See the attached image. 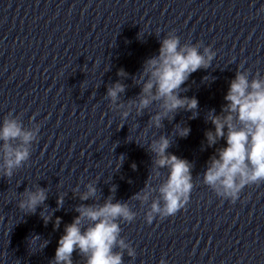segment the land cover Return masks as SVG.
I'll return each mask as SVG.
<instances>
[{"label":"clouds","instance_id":"1","mask_svg":"<svg viewBox=\"0 0 264 264\" xmlns=\"http://www.w3.org/2000/svg\"><path fill=\"white\" fill-rule=\"evenodd\" d=\"M159 43L158 55L146 59L142 70L133 78L140 87L135 98L121 101L127 86L120 81L111 84L105 96L112 109L120 113L122 120H126L133 109L137 116H143L145 110L156 105L157 110L149 116L145 132L152 127L163 128V122H172L181 110L192 113L189 119L198 117L199 101L196 97L182 96L181 92L187 91L182 85L196 71L209 69L216 57V52L210 46L202 43L182 44L174 30ZM117 75L127 78L128 73L121 69ZM249 76V70L237 69L229 83L220 113L211 109L206 115V122L213 125V129L205 132L207 147H214L221 140L225 141L226 146L215 148L214 154L206 162L202 182L217 197L232 203L239 199L245 187L264 183V76L259 72L251 79ZM203 79L208 81L209 77ZM39 130L38 125L25 127L21 117L11 112L3 118L0 124V176L11 178L29 161ZM190 132L189 126L183 122L177 123L171 134H161L147 145V150L152 154L151 173L144 187L130 200L138 201L142 207L148 205L145 220L149 224L157 217L164 219L174 216L189 203L194 189V166L168 149L175 138H187ZM125 158L123 154L118 158V170ZM131 167L135 170V163ZM161 169H167V178L154 186L152 182L160 179ZM84 187L86 190L79 194V199H91L93 203L76 206L74 210L78 215L64 226V234L58 240L55 255L49 264H74V252L83 259L84 264H124L125 252L128 257L134 258L135 249L121 236L120 225L133 222L137 212L132 210L128 201L113 202L112 195L103 203L96 202L95 182L87 183ZM74 191L78 192L79 188ZM110 191L115 193L116 186L113 185ZM21 196L18 208L26 215L35 214L38 206L48 198L47 189L39 186L35 190L25 188ZM56 203V210L62 208L64 196H58ZM43 213L41 218L47 225L52 221V214ZM61 222V218L57 217L54 228H59ZM40 239L39 235H33L29 244ZM47 245V240L42 241L41 250ZM160 264H166V261L161 259Z\"/></svg>","mask_w":264,"mask_h":264}]
</instances>
